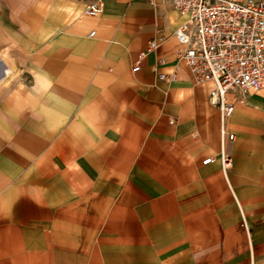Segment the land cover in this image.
<instances>
[{
    "label": "crops",
    "instance_id": "1",
    "mask_svg": "<svg viewBox=\"0 0 264 264\" xmlns=\"http://www.w3.org/2000/svg\"><path fill=\"white\" fill-rule=\"evenodd\" d=\"M92 1L0 0V264H264V87L223 121L169 0Z\"/></svg>",
    "mask_w": 264,
    "mask_h": 264
},
{
    "label": "built area",
    "instance_id": "2",
    "mask_svg": "<svg viewBox=\"0 0 264 264\" xmlns=\"http://www.w3.org/2000/svg\"><path fill=\"white\" fill-rule=\"evenodd\" d=\"M169 1L185 19L175 31L180 44L176 54L186 59L197 81H215L210 101L220 109L225 121L235 109L234 103L227 100L228 92L264 87V0ZM104 4L105 0H93L87 13L99 15ZM94 34L95 31L91 36ZM157 45L156 40L151 41L147 51L139 54L133 72L139 71L140 61ZM159 79L173 83L177 76L160 74ZM212 160L208 158L204 163Z\"/></svg>",
    "mask_w": 264,
    "mask_h": 264
}]
</instances>
